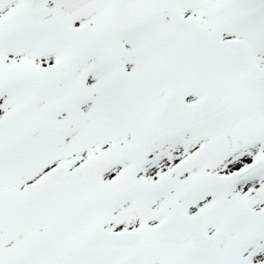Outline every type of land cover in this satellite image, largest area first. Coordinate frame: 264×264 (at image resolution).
I'll return each mask as SVG.
<instances>
[{
	"label": "snow or ice",
	"instance_id": "1",
	"mask_svg": "<svg viewBox=\"0 0 264 264\" xmlns=\"http://www.w3.org/2000/svg\"><path fill=\"white\" fill-rule=\"evenodd\" d=\"M0 264H264V0H0Z\"/></svg>",
	"mask_w": 264,
	"mask_h": 264
}]
</instances>
